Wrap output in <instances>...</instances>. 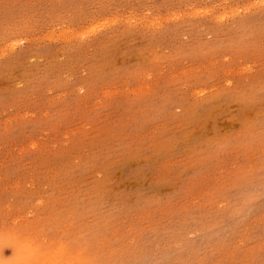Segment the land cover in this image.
<instances>
[{"label":"rangeland","instance_id":"rangeland-1","mask_svg":"<svg viewBox=\"0 0 264 264\" xmlns=\"http://www.w3.org/2000/svg\"><path fill=\"white\" fill-rule=\"evenodd\" d=\"M28 255L264 264V0H0V264Z\"/></svg>","mask_w":264,"mask_h":264},{"label":"bare ground","instance_id":"bare-ground-1","mask_svg":"<svg viewBox=\"0 0 264 264\" xmlns=\"http://www.w3.org/2000/svg\"><path fill=\"white\" fill-rule=\"evenodd\" d=\"M60 248V247H59ZM57 249V248H56ZM26 251V250H25ZM21 252H23V251H21ZM63 252V251H62ZM25 253V252H24ZM59 254L61 253V252H58ZM22 254V253H21ZM47 254V253H46ZM25 255V254H24ZM49 255H50V253H49ZM52 256V255H51ZM55 256H57V255H54L53 257H54V259H55ZM25 257V256H24ZM22 258V257H19L21 260L19 261V262H17V263H21V264H23V262H25V260H28V258L30 257V255H28V257L26 256L25 258ZM63 258V257H62ZM78 258V257H77ZM76 258V259H77ZM24 259V260H23ZM29 259H31V258H29ZM45 259H48L49 260V258H45ZM44 259V260H45ZM74 259H75V257H74ZM23 261V262H22ZM47 261V260H46ZM50 261V260H49ZM67 262H69V261H67ZM76 262V261H75ZM47 263H48V261H47ZM66 264V263H65ZM68 264V263H67ZM70 264H72V263H70ZM80 264H82V262L80 263Z\"/></svg>","mask_w":264,"mask_h":264}]
</instances>
